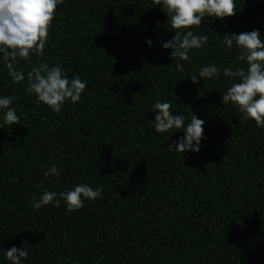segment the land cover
I'll use <instances>...</instances> for the list:
<instances>
[{"label":"trees","instance_id":"1","mask_svg":"<svg viewBox=\"0 0 264 264\" xmlns=\"http://www.w3.org/2000/svg\"><path fill=\"white\" fill-rule=\"evenodd\" d=\"M235 4L234 17L191 29L208 42L179 72L162 47L175 32L153 0H64L42 57L15 65L26 75L60 64L87 84L59 113L0 57V96L17 97L20 118L0 128V264L13 246L28 252L22 264H264V128L221 102L232 83L223 70L246 67L222 36L258 30L264 40V0ZM210 64L220 75L193 84ZM157 101L186 123L204 120L198 153L169 151L184 133L155 131ZM53 165L59 177L45 178ZM81 183L101 197L71 213L63 200L32 207L45 190Z\"/></svg>","mask_w":264,"mask_h":264},{"label":"clouds","instance_id":"2","mask_svg":"<svg viewBox=\"0 0 264 264\" xmlns=\"http://www.w3.org/2000/svg\"><path fill=\"white\" fill-rule=\"evenodd\" d=\"M63 3L64 0H0V57L6 64L9 76L18 84L26 79L25 92L34 95L37 103H43L57 113L66 102L75 104L80 101L87 84L79 76L69 78L60 64L50 66L42 61L26 75L23 71H17L15 65L18 60H30L33 54L42 57L57 6ZM153 4L167 16L175 32L173 38L163 43L162 47L171 49L170 59L175 62L174 67L179 72L184 71L181 61H189L190 51L200 49L208 42L207 35H197L191 29L199 26L205 16L223 20L237 14L235 0H153ZM221 42L229 49H239L237 59L246 65L235 70L232 67L223 70V76L232 83L226 94L222 95L221 102L231 103L241 113L242 119L254 121L258 128H264V40L258 30H252L239 34L226 33ZM146 43L151 46L152 42L148 40ZM219 75L220 69L210 64L202 67L198 76L192 75L190 80L196 84L200 79L211 80ZM16 99L15 95L0 96V128L19 124L20 118L11 107ZM171 108L170 102L157 101L153 105L155 131H182L184 135L169 146V151L198 153L201 141L205 139L204 120L192 113L186 123L185 116L173 115ZM59 175L55 165L44 173L45 178ZM102 192V187L93 189L83 183L59 193L45 190L39 199L33 197L32 207L40 209L49 204L59 207L63 200L66 210L71 213L81 209L85 200L101 197ZM5 256L10 264H22L28 252L23 247L18 249L13 246L5 251Z\"/></svg>","mask_w":264,"mask_h":264}]
</instances>
